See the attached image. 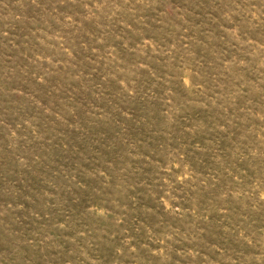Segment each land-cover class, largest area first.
<instances>
[{"label": "rangeland", "instance_id": "rangeland-1", "mask_svg": "<svg viewBox=\"0 0 264 264\" xmlns=\"http://www.w3.org/2000/svg\"><path fill=\"white\" fill-rule=\"evenodd\" d=\"M0 264H264V0H0Z\"/></svg>", "mask_w": 264, "mask_h": 264}]
</instances>
